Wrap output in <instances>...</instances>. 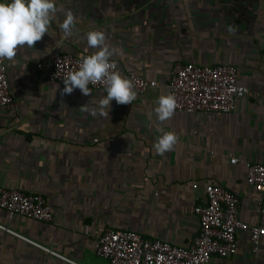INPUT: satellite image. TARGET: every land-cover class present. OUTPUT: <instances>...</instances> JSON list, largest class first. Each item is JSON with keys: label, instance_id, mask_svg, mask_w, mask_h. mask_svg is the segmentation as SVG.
<instances>
[{"label": "crops", "instance_id": "crops-1", "mask_svg": "<svg viewBox=\"0 0 264 264\" xmlns=\"http://www.w3.org/2000/svg\"><path fill=\"white\" fill-rule=\"evenodd\" d=\"M49 34L34 47H20L15 62L3 60L18 121L0 107V185L38 192L51 204L54 221L44 222L0 209V264H108L93 254V242L107 228L184 245L197 222L191 208L200 185L216 183L234 192L241 220L264 228L255 192L244 168L264 157V0H55ZM77 17L74 33L59 28L64 13ZM103 30L121 75L135 73L157 85L132 104L111 102L108 118L93 117L81 105L106 92L47 82L35 67L52 51L91 55L85 33ZM174 62L229 63L250 96L237 98L225 113L174 111L161 123L154 112ZM177 142L163 156L153 147L160 129ZM198 184L192 188L191 184ZM234 254L215 264H264V233L256 252L249 235L236 234ZM36 243V244H34Z\"/></svg>", "mask_w": 264, "mask_h": 264}, {"label": "built area", "instance_id": "built-area-1", "mask_svg": "<svg viewBox=\"0 0 264 264\" xmlns=\"http://www.w3.org/2000/svg\"><path fill=\"white\" fill-rule=\"evenodd\" d=\"M88 54L69 51H52L44 62L35 67L47 82L63 84L66 73L78 70L81 58ZM110 63L116 64L110 59ZM134 84L137 94H143L157 85L156 80L135 73L122 75ZM90 88L105 92L102 83L89 84ZM166 94L175 97L177 112L225 113L233 109L237 98L250 96L248 88L236 79V69L229 63L198 65L191 62H174L165 84ZM264 100V91L262 93ZM0 107L14 122L18 121L15 99L9 91L6 66L0 60ZM229 162H238L244 168V182L256 195L255 209L264 213V157L257 162L231 157ZM192 188L198 184L193 182ZM201 197L191 211L197 222V231L190 242L174 244L155 237L142 236L127 228L102 230L93 242V254L108 264H215L214 258H225L234 254L237 246L236 234L245 231L249 235L250 249L256 252L264 228L240 219L238 197L231 190L216 183L200 185ZM0 209L9 218L15 214L27 218L53 222L54 214L46 197L38 192L24 191L0 185ZM0 229L18 235L5 225ZM36 244V243H34ZM49 254L70 264H87L63 257L36 244Z\"/></svg>", "mask_w": 264, "mask_h": 264}, {"label": "clouds", "instance_id": "clouds-1", "mask_svg": "<svg viewBox=\"0 0 264 264\" xmlns=\"http://www.w3.org/2000/svg\"><path fill=\"white\" fill-rule=\"evenodd\" d=\"M55 0H0V60L15 62L17 50L27 46L32 48L49 34L52 20L57 15ZM77 24V17L71 10L64 13L59 28L64 36L71 37ZM87 46L94 53L81 58L78 70L68 72L63 77L64 87L61 96L70 95L79 89L82 95H91L89 84L102 83L106 95L98 100H90L81 105V110L95 117L108 118L111 102L118 105L132 104L137 97L134 84L115 71L110 63L114 50L106 42L103 30H90L85 33ZM176 100L171 94H161L154 108L157 119L163 123L169 120L175 111ZM153 147L158 155L171 151L177 142L174 132L160 129Z\"/></svg>", "mask_w": 264, "mask_h": 264}]
</instances>
